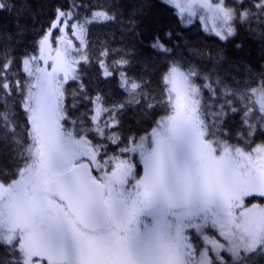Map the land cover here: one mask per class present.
I'll use <instances>...</instances> for the list:
<instances>
[{"label":"snow or ice","instance_id":"obj_1","mask_svg":"<svg viewBox=\"0 0 264 264\" xmlns=\"http://www.w3.org/2000/svg\"><path fill=\"white\" fill-rule=\"evenodd\" d=\"M160 3L181 25L199 17L221 41L237 34V22L264 40V0ZM22 6L30 5L24 0ZM15 7L0 0V12ZM136 14L125 21L117 4L65 0L54 8L50 26L37 32L32 51L19 59L9 47L11 38L3 37L0 264H258L264 259V204L246 203L264 199V142L253 139L264 129V72L232 87L218 73L169 58L180 46L170 43L183 36L171 28L142 27ZM93 23H119L137 39L147 36V47L166 59L158 88L152 87L151 73L145 75L146 66L129 74L131 52L104 47L96 62L104 79L117 77L123 97L108 104L102 93L89 95L78 66L92 62L87 33ZM16 28L23 37L27 28L19 16ZM56 30L61 35L53 41ZM110 51L119 57L111 63ZM224 59L217 54V63ZM19 74L22 79L15 78ZM69 81H80L71 93L72 108L81 98L91 105L71 121L79 125L74 128L66 127ZM157 110L162 114L142 135L124 138L114 131L129 111L142 123ZM230 114L240 117L235 128L227 125ZM90 134L118 151L109 155L108 145L93 143Z\"/></svg>","mask_w":264,"mask_h":264},{"label":"trees","instance_id":"obj_2","mask_svg":"<svg viewBox=\"0 0 264 264\" xmlns=\"http://www.w3.org/2000/svg\"><path fill=\"white\" fill-rule=\"evenodd\" d=\"M10 3H15L16 7L11 11L0 12V47L5 46L3 37L11 38L9 47L14 49V55L19 59L26 51H32V45L40 38L37 32L41 27L47 29L50 26V20L53 17V10L58 4H62L65 0H27L30 5L24 8V0H9ZM81 3V0H76ZM85 4H103L111 2L119 5V11L122 13L121 18L127 21L133 12H136L134 19L141 21L142 27H160L171 28L183 36V40H174L169 46L179 44V47H174L173 52L169 54V58H183L185 61H191L196 64L201 71L211 70L218 73L226 84L232 87L240 85L243 87L245 82H248L252 77L258 79L259 74L264 72V40L258 36L250 35L247 31L249 25L247 23L242 26L237 22V34L230 37L226 41H221L218 37L203 30L197 20L191 24L181 25L179 18L173 14L170 7H165L160 3V0H83ZM80 15L85 14V10L81 9ZM19 23L27 28L23 37L17 36V17ZM252 27H256L255 21L252 22ZM150 36V32L148 33ZM87 40L89 42V51L93 57L90 64H81L78 66L83 83L87 86L89 95H96L97 92L105 95L107 103L111 104L114 100L123 97V93L117 86V77L104 79L101 75V70L98 67L95 57L99 51L107 47L110 50L129 51L133 54L132 66L128 69L129 74H140L143 71L142 66H146L148 72L151 73L152 87L158 88L160 73L164 70L166 59L164 56H158L148 47L147 36L137 39L136 36L127 31L124 26L119 23L96 24L88 26ZM142 41V42H141ZM240 43L243 47L239 50L235 48V44ZM187 45V47H185ZM191 49H195L198 53H205L204 56L193 55ZM222 53L225 59L219 63L216 62V56ZM210 54V56L208 55ZM211 57V58H210ZM115 52L110 51L107 58L108 62L118 59ZM13 72H19L18 66L13 67ZM22 79V74L17 77ZM215 79V76H213ZM80 81H69L65 84L67 95L65 104L69 109L71 119L66 124L69 128L79 127L73 125L72 120H77L80 114L85 112L86 108H90V104H86L82 98L79 100L77 107L72 108L73 98L71 93L73 90H79ZM202 83V81H198ZM203 96L207 100L209 93L204 90ZM211 103V100H208ZM162 112L157 110L151 117V120L137 123L140 119L139 115H133L131 111L123 118V123L120 128L114 131L126 138L132 132L138 136L143 134L144 129H150L151 121L161 115ZM239 115H229L227 125L233 128L238 126ZM89 139L93 143L107 144L109 155L118 151L115 145L110 144L106 140H100L98 137L89 135ZM254 142L256 144L264 142V129H257L254 134ZM235 142V141H233ZM123 145H121L122 147ZM138 169L141 171V166L138 163ZM252 201H264L259 198H247L246 203ZM258 264H264V259H260Z\"/></svg>","mask_w":264,"mask_h":264},{"label":"rangeland","instance_id":"obj_3","mask_svg":"<svg viewBox=\"0 0 264 264\" xmlns=\"http://www.w3.org/2000/svg\"><path fill=\"white\" fill-rule=\"evenodd\" d=\"M228 2L231 4V3H232V0H228ZM194 20H197V21L199 22V24L201 25V27L203 28V30L206 31V30H205V25H204V23L199 19V17H193L192 21H194ZM208 26H209V27L211 26L210 22H209V25H208ZM206 32H208V31H206ZM208 33H210V32H208ZM210 34L214 35L213 33H210ZM59 35H61V33H60L58 30H56V31L54 32L53 37H52L53 41H54L55 38L58 37ZM214 36H215V35H214ZM69 38L73 40V44H74L75 46H77V47L79 46V44H80L79 40H77V39H75L74 37H72L71 34H70V32H69ZM53 46L55 47V44H53ZM41 63H42V66H43V62H41ZM49 70H50V69H49ZM66 127H67V126H66ZM68 128H69V127H68ZM137 162H138V157H137ZM140 166H141V165H140ZM141 171H142V166H141ZM253 203L264 204V201H252V202H249V203H247V204H248V205H251V204H253Z\"/></svg>","mask_w":264,"mask_h":264}]
</instances>
